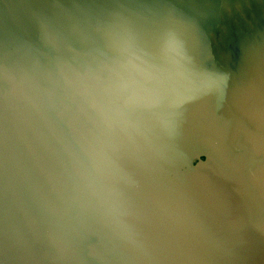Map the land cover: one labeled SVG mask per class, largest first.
<instances>
[{
	"label": "water",
	"instance_id": "water-1",
	"mask_svg": "<svg viewBox=\"0 0 264 264\" xmlns=\"http://www.w3.org/2000/svg\"><path fill=\"white\" fill-rule=\"evenodd\" d=\"M0 264H264V0H0Z\"/></svg>",
	"mask_w": 264,
	"mask_h": 264
}]
</instances>
